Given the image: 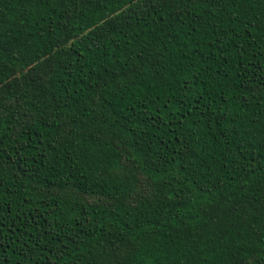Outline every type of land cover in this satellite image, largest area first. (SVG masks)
<instances>
[{"label":"trees","instance_id":"16d2710c","mask_svg":"<svg viewBox=\"0 0 264 264\" xmlns=\"http://www.w3.org/2000/svg\"><path fill=\"white\" fill-rule=\"evenodd\" d=\"M0 264H264V0H0Z\"/></svg>","mask_w":264,"mask_h":264}]
</instances>
